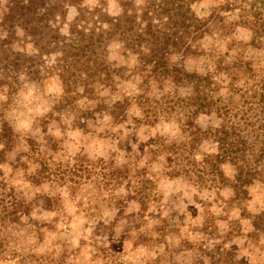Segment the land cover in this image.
<instances>
[{"label":"rangeland","instance_id":"374dc122","mask_svg":"<svg viewBox=\"0 0 264 264\" xmlns=\"http://www.w3.org/2000/svg\"><path fill=\"white\" fill-rule=\"evenodd\" d=\"M104 3L120 14L117 1ZM191 9L206 20L204 53L171 63L208 75L213 101L242 110L244 64L264 69V0H197ZM104 54L117 75L95 99L61 105L60 82L46 74L0 90V120L12 132L11 147L0 145V264H264V182L255 179L245 197L231 188L229 163L223 181L202 169L217 149L207 133L220 125L216 112H196L192 84L139 71L118 41ZM263 117L246 122L261 140Z\"/></svg>","mask_w":264,"mask_h":264},{"label":"trees","instance_id":"16d2710c","mask_svg":"<svg viewBox=\"0 0 264 264\" xmlns=\"http://www.w3.org/2000/svg\"><path fill=\"white\" fill-rule=\"evenodd\" d=\"M115 1L121 9L116 16L106 11L104 0H97L94 7L82 0H0V90L7 80L20 75L38 81L46 74L60 82L61 105L70 104L75 95L95 99L97 87L110 85L117 75L104 54L116 40L138 56L139 71H147L156 80L192 84L198 102L196 112H216L220 125L207 133L217 149L213 156H203L202 169L211 167L216 179L223 181L220 167L229 163L236 172L231 188L236 195L246 197L247 187L255 179L264 182V140L259 138L263 134L254 124H246L264 116V69L255 73L245 63L247 78L241 96L246 97L245 108H222L218 100L213 101L208 75L187 72L170 61L173 55L192 58L204 53L201 40L208 34L206 20L197 18L191 9L197 0H149L142 6ZM71 10L74 16L69 19ZM26 45L31 52L24 49ZM0 124V145L11 147V128L2 119ZM77 124L83 123L77 120ZM198 131L201 141L206 134ZM42 170L51 173L47 165ZM44 201L43 207L50 209V199L45 197Z\"/></svg>","mask_w":264,"mask_h":264}]
</instances>
